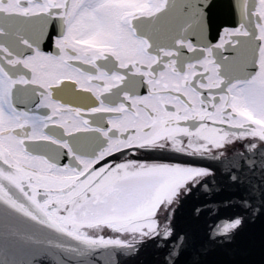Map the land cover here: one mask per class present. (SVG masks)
I'll return each mask as SVG.
<instances>
[{"label":"snow or ice","instance_id":"6c2138e0","mask_svg":"<svg viewBox=\"0 0 264 264\" xmlns=\"http://www.w3.org/2000/svg\"><path fill=\"white\" fill-rule=\"evenodd\" d=\"M0 264H264V0H0Z\"/></svg>","mask_w":264,"mask_h":264}]
</instances>
